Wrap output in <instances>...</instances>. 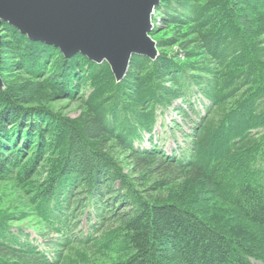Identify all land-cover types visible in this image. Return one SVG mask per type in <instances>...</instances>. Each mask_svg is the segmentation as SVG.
Listing matches in <instances>:
<instances>
[{"label":"trees","instance_id":"16d2710c","mask_svg":"<svg viewBox=\"0 0 264 264\" xmlns=\"http://www.w3.org/2000/svg\"><path fill=\"white\" fill-rule=\"evenodd\" d=\"M153 23L158 59L134 56L120 83L2 25L0 183L22 197L0 203V264L76 246L82 264H264V0H162ZM171 110L168 154L154 133ZM33 217L55 257L16 226Z\"/></svg>","mask_w":264,"mask_h":264},{"label":"water","instance_id":"95a60500","mask_svg":"<svg viewBox=\"0 0 264 264\" xmlns=\"http://www.w3.org/2000/svg\"><path fill=\"white\" fill-rule=\"evenodd\" d=\"M162 0H0L1 28L9 24L32 41L107 63L120 83L134 56L152 61L160 53L152 38L153 16ZM0 87L4 83L0 75Z\"/></svg>","mask_w":264,"mask_h":264},{"label":"rangeland","instance_id":"374dc122","mask_svg":"<svg viewBox=\"0 0 264 264\" xmlns=\"http://www.w3.org/2000/svg\"><path fill=\"white\" fill-rule=\"evenodd\" d=\"M154 24V23H153ZM155 28V25H154ZM1 37H2V30H1ZM159 49V48H158ZM1 59H2V53H1ZM2 62V61H1ZM59 109H62V111L69 115L72 118H77L81 114V110L78 103H68L63 102L58 105ZM174 120H178L179 123H181V117L177 115L174 111H169L166 113V115H163L159 118L158 125L155 129V135H154V141L158 143L159 147H164L166 153L171 154L172 150H175L176 148V138L177 141H182L181 133L179 130L175 128V130L171 129L170 123ZM143 148H149V143L145 141L144 144H142ZM151 183V182H150ZM22 195H18L17 191L13 187V183H0V203L3 205V208L11 206V208L17 207L20 203ZM84 219V218H83ZM17 227L23 228L24 231L31 235V238L33 240L38 241V243H42L46 247H48L49 241H53L56 239V236L52 234L50 231L45 229L43 225L39 224L37 218L33 217L28 220H25L22 223H17ZM83 226H86V223H83ZM84 232L81 237L88 236L89 229L86 227L83 228ZM58 240V239H57ZM54 246V245H53ZM50 249L49 254L51 257H55V248L54 247H48ZM87 247L83 246H76L73 250H67L64 253V256H66V262L65 264H82L81 261V255L86 254ZM96 250V249H93ZM89 255L92 257V259L103 262V263H109L112 264L113 262L117 261V256L114 254H108L106 257H101V255H98V253L93 254V252H90ZM87 255V256H88Z\"/></svg>","mask_w":264,"mask_h":264}]
</instances>
